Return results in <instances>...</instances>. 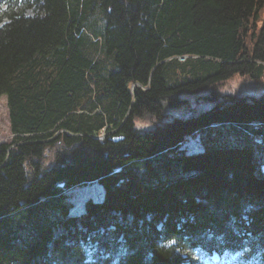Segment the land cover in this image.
<instances>
[{
	"label": "trees",
	"instance_id": "obj_1",
	"mask_svg": "<svg viewBox=\"0 0 264 264\" xmlns=\"http://www.w3.org/2000/svg\"><path fill=\"white\" fill-rule=\"evenodd\" d=\"M233 74L264 77V0H0V264L240 246L264 264V94L222 93ZM199 92L210 109L169 117ZM189 137L204 148L183 151ZM92 182L102 199L69 212L65 190Z\"/></svg>",
	"mask_w": 264,
	"mask_h": 264
},
{
	"label": "rangeland",
	"instance_id": "obj_2",
	"mask_svg": "<svg viewBox=\"0 0 264 264\" xmlns=\"http://www.w3.org/2000/svg\"><path fill=\"white\" fill-rule=\"evenodd\" d=\"M32 14V10H27L25 16H29ZM5 20H3L4 22ZM134 86L139 87V84H135ZM229 91L235 93L237 95H247L260 97L264 94V77L260 79L251 80L246 75L242 74H233L228 81L223 83V87L221 92ZM201 93V92H199ZM210 98L207 92H203L195 97L187 98V104L185 107H180L176 109H167V114L169 117L179 116L182 118H191L194 116L201 115L204 111L210 109L212 104L205 103L204 101ZM166 119H170L168 116H165ZM138 124H141L143 130H151L154 128V125L145 123V121L140 120ZM121 125V123H120ZM57 133H55L56 135ZM104 135H106L105 131H102L100 136L94 137L96 139H103ZM12 134L10 131V120L8 113L7 100L4 95H0V142H8L12 138ZM197 138V137H195ZM192 138H187L186 143L181 147L183 151L190 153L193 151L202 150L203 145L197 141H191ZM115 140H117L115 138ZM264 168V167H263ZM67 200L71 202V208L69 212L71 213H79L84 209L85 201L89 198L94 201L100 200L103 197V188L98 182H92L85 185H78L73 187L72 189H68L65 191ZM64 232L63 228H58L55 230V234L57 236L61 235Z\"/></svg>",
	"mask_w": 264,
	"mask_h": 264
},
{
	"label": "water",
	"instance_id": "obj_3",
	"mask_svg": "<svg viewBox=\"0 0 264 264\" xmlns=\"http://www.w3.org/2000/svg\"><path fill=\"white\" fill-rule=\"evenodd\" d=\"M116 139H119V137H116Z\"/></svg>",
	"mask_w": 264,
	"mask_h": 264
}]
</instances>
